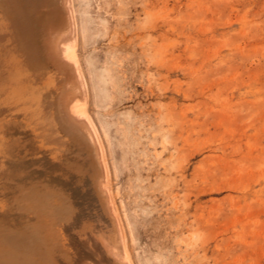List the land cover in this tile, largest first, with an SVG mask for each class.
I'll use <instances>...</instances> for the list:
<instances>
[{"label": "rangeland", "instance_id": "obj_1", "mask_svg": "<svg viewBox=\"0 0 264 264\" xmlns=\"http://www.w3.org/2000/svg\"><path fill=\"white\" fill-rule=\"evenodd\" d=\"M74 1L134 264H264V0Z\"/></svg>", "mask_w": 264, "mask_h": 264}, {"label": "bare ground", "instance_id": "obj_2", "mask_svg": "<svg viewBox=\"0 0 264 264\" xmlns=\"http://www.w3.org/2000/svg\"><path fill=\"white\" fill-rule=\"evenodd\" d=\"M78 42L74 0H0V264H134Z\"/></svg>", "mask_w": 264, "mask_h": 264}]
</instances>
